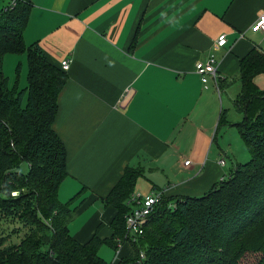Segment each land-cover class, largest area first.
Masks as SVG:
<instances>
[{
	"label": "crops",
	"instance_id": "1",
	"mask_svg": "<svg viewBox=\"0 0 264 264\" xmlns=\"http://www.w3.org/2000/svg\"><path fill=\"white\" fill-rule=\"evenodd\" d=\"M10 2L0 0V10ZM31 2L24 44L38 43L57 67L70 62L52 128L65 145L69 174L59 202L80 193L86 200L73 217L85 216L81 229L72 233L74 219L68 228L75 241L85 243L96 233L111 238L116 211L101 200L126 167L138 172L130 198L157 192L198 197L249 156L235 126L243 119L235 104L241 61L253 50L264 54V35L250 31L264 13V0ZM222 34L226 45L214 49ZM212 55L219 84L209 80L205 89L195 64ZM14 64L24 71L11 84V75L18 74ZM6 69L12 72L6 75L8 88L24 89L25 55L4 56ZM253 80L264 91V74ZM128 244L111 264L132 256V249L123 253Z\"/></svg>",
	"mask_w": 264,
	"mask_h": 264
},
{
	"label": "trees",
	"instance_id": "2",
	"mask_svg": "<svg viewBox=\"0 0 264 264\" xmlns=\"http://www.w3.org/2000/svg\"><path fill=\"white\" fill-rule=\"evenodd\" d=\"M31 7V0H18L0 10V264H108L99 255L102 245L117 258L126 242L135 249L134 264H264V91L253 80L264 74V54L253 50L240 63L235 108L243 119L235 126L250 160L201 196L162 195L143 234L134 238L125 217L138 172L126 167L101 200L116 211L111 238L96 233L80 244L68 224L86 200L80 193L59 202L69 174L65 145L52 128L67 74L38 43L24 44ZM19 54L27 59V85L17 91L8 88L2 66L4 56ZM22 162L26 173L18 171Z\"/></svg>",
	"mask_w": 264,
	"mask_h": 264
},
{
	"label": "built area",
	"instance_id": "3",
	"mask_svg": "<svg viewBox=\"0 0 264 264\" xmlns=\"http://www.w3.org/2000/svg\"><path fill=\"white\" fill-rule=\"evenodd\" d=\"M18 0H11L10 4L6 6L4 9L12 8L16 6ZM250 31L254 33H260L264 35V13L258 16L255 22L251 25ZM227 43V37L224 34L219 36L217 40L214 42V49H222ZM70 62L69 60L62 61L60 68L64 72L69 69ZM217 61L214 55L208 57L207 60L198 61L195 64L196 74L200 78V82L203 87L207 89L209 84V80L213 81L218 86V68ZM190 164L189 161L184 162V165L188 166ZM220 166L224 165V160H220L218 162ZM161 193H154L151 195H147L142 197L141 195L132 196L130 201L135 204V209H133L130 213L126 215V225L125 230L127 231V235L130 238L138 237L143 234L144 226L146 225L148 218L153 213L154 208L159 204ZM139 258H142V254H140ZM140 263V262H139Z\"/></svg>",
	"mask_w": 264,
	"mask_h": 264
},
{
	"label": "rangeland",
	"instance_id": "4",
	"mask_svg": "<svg viewBox=\"0 0 264 264\" xmlns=\"http://www.w3.org/2000/svg\"><path fill=\"white\" fill-rule=\"evenodd\" d=\"M15 66V68H13V66H12V69H14V70H16L15 72L16 73H18V74H14V76L13 75H11L12 74V72L11 71H9V70H5V73H4V71L2 70V72H3V74L6 76V75H11V77H10V79H11V84H13L14 83V80H15V78L17 79L18 77L20 78V75H21V72H23L24 71V67H22V68H19L18 69V65H16V64H14ZM11 69V70H12ZM17 69H18V72H17ZM27 75V74H26ZM7 77V76H6ZM13 78H14V80H13ZM25 78L27 79V77H25L24 76V73H23V80H21L20 81V87L22 86V84L24 83V81H25ZM9 87V86H8ZM21 90V89H20ZM26 99V98H25ZM231 108V107H230ZM235 113H236V111H235ZM250 160V156H248V157H246L244 160L243 159H241V164H244V163H247L248 161ZM27 170H28V165H27V163L26 162H22L21 163V166H20V168L18 169V171L20 172V173H26L27 172ZM68 198L70 197V196H67ZM66 197V198H67ZM67 198V199H68ZM62 203V202H61ZM93 210H90L88 213H87V215H89L91 212H92ZM85 217V216H84ZM82 218V220L81 221H75V219H74V221L72 222V224H71V226H70V228H71V231H73L72 233H75V232H77V231H79L80 229H81V224L83 223V221L85 220V218ZM70 222V223H71ZM70 223L68 224V228H69V225H70ZM128 245H130V244H128ZM130 249H132V252H133V254H132V256H127V258H124L123 257V259H125V260H128V263L127 264H133L132 262V260H131V258L136 254V252H135V249H134V247L132 246V245H130V247L129 246H127L126 247V249L124 250V254H126V252H127V250H130ZM123 253H121L120 254V257H121V255L123 254ZM99 254H100V256L105 260V261H107L108 262V264H111L112 263V261H113V259H114V256H115V252H114V250L113 249H111L109 246H106V245H102V247H101V249H100V251H99ZM122 255V256H126V255ZM120 259H122V257L120 258Z\"/></svg>",
	"mask_w": 264,
	"mask_h": 264
}]
</instances>
